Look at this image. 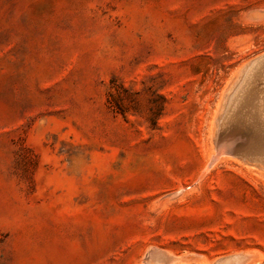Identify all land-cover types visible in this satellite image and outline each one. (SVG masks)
<instances>
[{"label": "rangeland", "instance_id": "obj_1", "mask_svg": "<svg viewBox=\"0 0 264 264\" xmlns=\"http://www.w3.org/2000/svg\"><path fill=\"white\" fill-rule=\"evenodd\" d=\"M262 53L264 0H0V264H264L213 144Z\"/></svg>", "mask_w": 264, "mask_h": 264}, {"label": "water", "instance_id": "obj_2", "mask_svg": "<svg viewBox=\"0 0 264 264\" xmlns=\"http://www.w3.org/2000/svg\"><path fill=\"white\" fill-rule=\"evenodd\" d=\"M251 67L253 71L246 79ZM242 85L246 90L234 106L230 98ZM213 144L214 157L229 155L264 167V53L243 67L236 87L227 95L218 118Z\"/></svg>", "mask_w": 264, "mask_h": 264}, {"label": "bare ground", "instance_id": "obj_3", "mask_svg": "<svg viewBox=\"0 0 264 264\" xmlns=\"http://www.w3.org/2000/svg\"><path fill=\"white\" fill-rule=\"evenodd\" d=\"M253 71V68L251 67L250 68V71H248V75L246 74V79H248L249 78V73L250 72H252ZM246 79H244L245 81H246V83H250V82H247V80ZM243 88V89H242ZM245 90H246V88H244L243 87V85L242 86H240L239 88H237L236 90H235V92H234V94H233V96L230 98V101H231V103H233V105L235 106L236 104H237V102H238V100L240 99V98H242V96H243V92H245ZM214 161V160H213ZM256 166H257V164H256ZM259 166H261V165H259ZM262 170H263V167H262ZM238 259V258H237ZM235 260V259H234ZM237 261V260H236ZM225 264V263H224Z\"/></svg>", "mask_w": 264, "mask_h": 264}]
</instances>
